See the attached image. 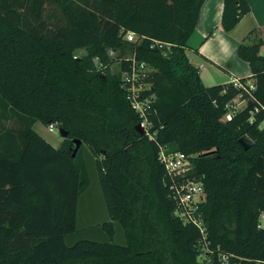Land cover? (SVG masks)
Returning <instances> with one entry per match:
<instances>
[{
  "label": "trees",
  "instance_id": "16d2710c",
  "mask_svg": "<svg viewBox=\"0 0 264 264\" xmlns=\"http://www.w3.org/2000/svg\"><path fill=\"white\" fill-rule=\"evenodd\" d=\"M202 2L0 0V111L22 122L0 129V264H201L203 250L211 264L222 254L231 264H264L263 40L237 47L252 70L250 95L234 82L205 85L187 55ZM249 9L248 0H223V29ZM126 30L146 37L128 41ZM152 38L171 48L164 54ZM79 48L85 53L74 57ZM132 50L154 69L153 138L137 130L121 73L110 69ZM236 96H248L246 106L223 118ZM36 121L57 122L68 134L54 146L33 128ZM243 135L247 149L238 141ZM73 138L81 140L74 156ZM82 143L94 156L111 218L102 226L112 237L118 221L124 243L65 240L76 230L78 196L88 183ZM160 146L188 154V175L203 182L205 247L199 226L174 214Z\"/></svg>",
  "mask_w": 264,
  "mask_h": 264
},
{
  "label": "built area",
  "instance_id": "2783aa9c",
  "mask_svg": "<svg viewBox=\"0 0 264 264\" xmlns=\"http://www.w3.org/2000/svg\"><path fill=\"white\" fill-rule=\"evenodd\" d=\"M122 36L128 41L136 43L146 37V35L137 33L133 30L123 31ZM171 45V42L156 38H152L150 43L151 47H158L164 54H166L167 50L171 48ZM114 52L113 49L108 50L110 55H113ZM76 56L77 55L75 54L74 57ZM122 60L128 62L126 68L122 67ZM93 62L96 67H99L100 62L96 56L93 57ZM116 62L118 65L115 71L121 73L120 86L124 90L131 108L140 117L137 124L139 127L138 131L147 135L149 138H153L155 136V131L150 129L152 124L148 119V112H156V108L151 107L154 94L150 93L148 90L152 87L151 76L154 69L145 60L138 59L135 50L124 52ZM233 82L238 86L244 87L248 95H250L249 90L254 87L251 82H248L246 87L239 80ZM238 97L240 98L241 96H236L228 102L227 111L223 115V118L230 119L234 112L243 109L246 106L248 96L241 97L242 100L246 101L244 106L239 108L237 107L238 103L233 104L232 101ZM262 108L264 107L262 106ZM258 109L259 107L255 106L253 111H257ZM253 111H251V113H253ZM55 127H57V122H51L48 125L50 131ZM158 159L164 166L166 175L169 179L168 184L170 195L175 202L174 214L184 222H193L199 226L203 235L205 247L204 216L201 212L200 206L206 200V191L203 182L200 179L188 175V172L192 168L189 155L181 150H170L165 146H160ZM204 253L206 259L204 260L203 258V263L211 264L209 261L210 257L207 256L206 252ZM220 259V264H231L228 255L226 254L220 255Z\"/></svg>",
  "mask_w": 264,
  "mask_h": 264
},
{
  "label": "crops",
  "instance_id": "0c3cea01",
  "mask_svg": "<svg viewBox=\"0 0 264 264\" xmlns=\"http://www.w3.org/2000/svg\"><path fill=\"white\" fill-rule=\"evenodd\" d=\"M248 3L249 11L227 31L221 25L223 0H203L195 31L188 39L187 55L205 85L246 78L254 86L249 62L238 56L237 47L243 40L262 37L264 53V0Z\"/></svg>",
  "mask_w": 264,
  "mask_h": 264
},
{
  "label": "rangeland",
  "instance_id": "374dc122",
  "mask_svg": "<svg viewBox=\"0 0 264 264\" xmlns=\"http://www.w3.org/2000/svg\"><path fill=\"white\" fill-rule=\"evenodd\" d=\"M126 52V51H125ZM76 55L85 53L83 48H79L75 51ZM115 52L113 53V55ZM117 62L110 66L111 70L117 68ZM233 104H237V107L245 105V100L241 97L235 98L232 101ZM1 109V106H0ZM48 125L41 122L34 123L33 128L54 146H59L63 137L59 132V126L55 127L52 131L49 130ZM260 126H264V119L261 121ZM13 128L19 129L22 127V122L17 117L7 114L4 115L0 111V129ZM138 130V126H136ZM79 157L84 162L86 167V173L88 176V183L85 189L79 194L77 202V214H76V230L65 236L67 243H71L80 238H89L95 240H112L118 243L125 242V236L123 229L118 221L113 220L114 233L110 237L108 231L102 226V223L107 220H111L107 209V204L102 192V188L98 178V169L94 156L90 151V148L86 143H82L79 149ZM204 250L199 254L198 260L203 263Z\"/></svg>",
  "mask_w": 264,
  "mask_h": 264
},
{
  "label": "water",
  "instance_id": "95a60500",
  "mask_svg": "<svg viewBox=\"0 0 264 264\" xmlns=\"http://www.w3.org/2000/svg\"><path fill=\"white\" fill-rule=\"evenodd\" d=\"M59 132L62 137H66L68 134L67 130L62 127H59ZM238 141L244 149H247L251 145V142L244 135L239 137ZM73 143H74V146H73L72 155L74 156L81 143V140L79 138H73Z\"/></svg>",
  "mask_w": 264,
  "mask_h": 264
}]
</instances>
